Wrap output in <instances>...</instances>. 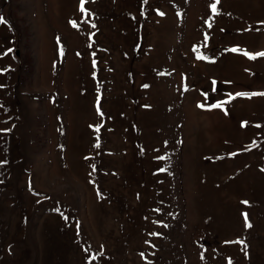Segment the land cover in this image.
Returning <instances> with one entry per match:
<instances>
[{
  "label": "rangeland",
  "instance_id": "rangeland-1",
  "mask_svg": "<svg viewBox=\"0 0 264 264\" xmlns=\"http://www.w3.org/2000/svg\"><path fill=\"white\" fill-rule=\"evenodd\" d=\"M83 9L0 0V264H264V0Z\"/></svg>",
  "mask_w": 264,
  "mask_h": 264
},
{
  "label": "snow or ice",
  "instance_id": "snow-or-ice-1",
  "mask_svg": "<svg viewBox=\"0 0 264 264\" xmlns=\"http://www.w3.org/2000/svg\"><path fill=\"white\" fill-rule=\"evenodd\" d=\"M84 3H85V0H81V11H83L84 9H83V5H84ZM214 7V6H213ZM4 21H3V18L2 17H0V23H3ZM237 49H233V51H236ZM245 55H247L248 56V58H250V59H255L257 56H259V57H264V52H259V53H255V54H251V53H248V52H245L244 53ZM237 95H249V96H251V95H264V93H251V94H245V93H237ZM198 107H201V108H203L204 107V105H200V104H198L197 105ZM211 107H213V108H219V107H221V104H214V105H212ZM98 146V145H97ZM160 159H164V157H160ZM161 171H164V169H161ZM99 195V194H98ZM246 203V202H245ZM245 226L246 227H251V225L249 224V223H247V216L245 215ZM242 243V242H241ZM94 259V258H93Z\"/></svg>",
  "mask_w": 264,
  "mask_h": 264
}]
</instances>
